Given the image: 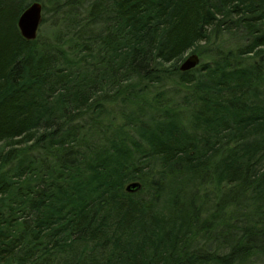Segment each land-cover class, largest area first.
Segmentation results:
<instances>
[{
	"label": "trees",
	"instance_id": "obj_1",
	"mask_svg": "<svg viewBox=\"0 0 264 264\" xmlns=\"http://www.w3.org/2000/svg\"><path fill=\"white\" fill-rule=\"evenodd\" d=\"M0 264H264V0H0Z\"/></svg>",
	"mask_w": 264,
	"mask_h": 264
},
{
	"label": "water",
	"instance_id": "obj_2",
	"mask_svg": "<svg viewBox=\"0 0 264 264\" xmlns=\"http://www.w3.org/2000/svg\"><path fill=\"white\" fill-rule=\"evenodd\" d=\"M43 20V4L40 1L31 3L20 15L18 25L22 35L29 40L35 39L38 35ZM200 63V56L193 52L180 65L181 70H188ZM139 182H132L127 190L132 191L139 187Z\"/></svg>",
	"mask_w": 264,
	"mask_h": 264
},
{
	"label": "rangeland",
	"instance_id": "obj_3",
	"mask_svg": "<svg viewBox=\"0 0 264 264\" xmlns=\"http://www.w3.org/2000/svg\"><path fill=\"white\" fill-rule=\"evenodd\" d=\"M53 14H48V15H46V21H45V23L43 24V27H44V29H50V26H51V24H52V21H53ZM39 29H42V28H39ZM39 33V32H38ZM200 50V49H199ZM193 52H196V53H198V55L200 56V62L203 60V58H202V56H201V52L200 51H198V50H196V51H194V49H192V50H190V51H188L185 55H184V57H183V59H181L180 61H179V64L181 65L182 63H183V61L189 56V54H191V53H193ZM199 65V64H198ZM230 209H231V207H229ZM211 209H214V207L211 205Z\"/></svg>",
	"mask_w": 264,
	"mask_h": 264
}]
</instances>
